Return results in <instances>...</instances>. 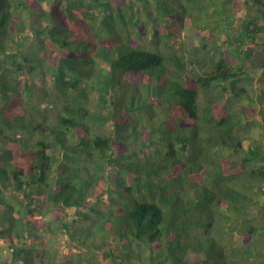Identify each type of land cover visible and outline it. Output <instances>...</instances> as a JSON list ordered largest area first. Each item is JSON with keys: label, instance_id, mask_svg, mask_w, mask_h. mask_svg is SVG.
<instances>
[{"label": "trees", "instance_id": "1", "mask_svg": "<svg viewBox=\"0 0 264 264\" xmlns=\"http://www.w3.org/2000/svg\"><path fill=\"white\" fill-rule=\"evenodd\" d=\"M4 242L0 264H264V0H0Z\"/></svg>", "mask_w": 264, "mask_h": 264}, {"label": "rangeland", "instance_id": "2", "mask_svg": "<svg viewBox=\"0 0 264 264\" xmlns=\"http://www.w3.org/2000/svg\"><path fill=\"white\" fill-rule=\"evenodd\" d=\"M44 5H46V4H44ZM182 38V41H183V43H184V45L185 46H187L188 44L189 45H192L193 43H195V44H199V42H200V38L198 37V33H197V31H195V29L194 28H192V27H190V26H188L187 27V29L186 30H184V32H183V37H181ZM180 43H181V41H180ZM257 80V79H256ZM258 86V85H257ZM258 116H256V118H257ZM251 135V134H250ZM254 135H257V130L254 132ZM250 144V141H246L245 143H244V146H248ZM237 239V241H239V238H236ZM56 241L57 240H59V241H57V247L58 248H60V245L59 244H61L62 243V245H64V242H62V240H60V239H55ZM52 241V240H51ZM51 241H48L49 243H50V245L52 246V247H54L55 245L51 242ZM66 243V242H65ZM1 245H7V243H0V246ZM67 249H66V252H67V254L68 255H70L71 256V258H77L78 256H79V253H78V251H76L71 245L69 246V245H67ZM5 256H7V252L5 253ZM86 263V262H85Z\"/></svg>", "mask_w": 264, "mask_h": 264}]
</instances>
